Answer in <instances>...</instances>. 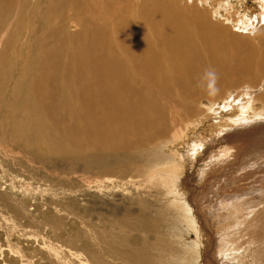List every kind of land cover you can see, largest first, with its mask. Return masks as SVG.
Segmentation results:
<instances>
[{
	"label": "bare ground",
	"instance_id": "obj_1",
	"mask_svg": "<svg viewBox=\"0 0 264 264\" xmlns=\"http://www.w3.org/2000/svg\"><path fill=\"white\" fill-rule=\"evenodd\" d=\"M7 1L9 2L5 0L6 3ZM118 1L104 4L103 1H97L98 7L96 1L94 3L91 0H51L50 5L44 8L38 7V3L35 6L27 3L28 10L26 2L19 1L14 10L15 23L14 18L8 19V22L4 15H1L0 32L6 24L8 25L4 29L13 26L10 33H3L0 37H7L0 42V133L7 134L11 145L22 146L27 150V145L44 147L48 154L62 158L78 155L86 170L98 169L102 173L119 170L128 173L131 170L130 160L142 152L139 148H153V151L149 150L150 154H158L161 144L159 136L166 134L170 128L167 114L171 105L165 103L167 99L164 102L161 100L159 90L165 97L173 100L178 97L184 111L190 112L192 101L207 94H219L218 90L208 92L202 89L205 84L211 82V78L204 75L207 70L215 72V80L219 85H223V88L246 79L261 78L262 74L259 73L264 70V41L261 39L263 35H260L262 37L259 39L263 41L261 45L258 41L256 49V44L252 47L251 53L255 54L253 51L256 50L257 55L263 54L258 65L259 71L253 74L250 71L253 67L251 54L247 59H243L239 55L240 52H235L230 47L235 40H239V35L234 36L228 29L222 30L200 11L191 13L194 9L179 6L177 2L176 9L171 8L172 2L168 4V8L166 3L160 0H127L125 3L121 0L123 7L120 8ZM63 2H68L74 9H78L74 12L71 10L69 15L66 12L70 19L75 20V24L66 23V14L56 11L64 8ZM1 5L0 7L3 6ZM42 8L45 11L40 14L39 10ZM3 10L1 11L4 14ZM92 10L96 11L97 15L91 14ZM22 13L32 16L27 25L21 22ZM53 13L59 14V19L56 16L58 21L53 18L55 15L51 17ZM9 15L7 17L11 18L12 13ZM173 84L180 88L179 92L175 91L177 88H174ZM200 89L202 94H197ZM226 106L229 108L231 104L225 105L224 109ZM174 116L172 118L176 119ZM235 137L227 138L228 141H233V145L229 143L221 150L220 156L213 161L211 167V172H220L227 162L232 161L235 155L238 156L233 168H228V182L233 181L237 173L244 175L246 169L252 167L254 170V166L264 165V147L259 148L262 150L260 152L255 146L242 144L244 137L241 140ZM132 150L134 151L130 152ZM259 157L263 159L257 163ZM153 158L156 162L170 163V160L164 159L162 155ZM249 160L256 163L241 168L240 164ZM176 167L174 166V169ZM135 171L139 172L138 168ZM222 176L223 174L215 181ZM203 177L200 172L201 182L205 180L204 186L196 193V198V194L191 195L195 202L192 203L194 212H191L190 216L187 206L183 205L180 215L181 209L176 207L171 214V226L175 227L174 219L182 221L183 224L186 222L187 227L192 226L194 213L197 221L204 223L206 214L204 209L201 213L198 212L196 203L201 208L206 202L208 205L214 203V209L219 206L215 198L219 193H223L220 192L222 188L216 187L214 182L208 185L209 178L207 180ZM232 184L230 183V186ZM215 187L220 189L219 192H213ZM203 193V197L196 200ZM229 200L231 199L221 202L222 205H230ZM152 212L156 214L162 223L161 228L164 229L169 219L168 211L158 207ZM255 216L264 224L260 211ZM16 226L18 228V225ZM19 229L26 231L21 226ZM29 234L35 243L41 242L45 247L51 244L39 233L36 235L31 231ZM200 245V242L195 240L192 246H181L175 239L171 240L162 235L160 244L153 245L144 255H140L139 247H134L133 243L130 245L131 250H127L129 246L124 247L125 264H181L184 254L181 249L187 252L184 257L193 263H199ZM255 245L259 247L260 244ZM5 247L13 254L21 253V258L26 260L25 264H36L37 257L30 259L18 245L8 241ZM64 248L58 246L61 252L60 264H71L70 261L74 260L75 264H99L95 254L88 256L89 259L85 254L78 257L72 248L67 250L74 257L65 259ZM205 253L208 255V251L205 250ZM257 255L259 256V253ZM96 257L103 259L98 255Z\"/></svg>",
	"mask_w": 264,
	"mask_h": 264
},
{
	"label": "rangeland",
	"instance_id": "obj_2",
	"mask_svg": "<svg viewBox=\"0 0 264 264\" xmlns=\"http://www.w3.org/2000/svg\"><path fill=\"white\" fill-rule=\"evenodd\" d=\"M12 1H7L9 4L5 0L0 1L3 2L0 3L3 5L0 9L6 8L3 10L4 14L0 10V17L4 15L3 17L7 20L14 18L15 23L14 10L19 1L26 2L28 10L27 3L31 6L38 3V7L44 8L50 5L51 0H16V2L13 1L14 3ZM91 1L94 3L103 1L104 4L115 0ZM126 1L122 0L123 3ZM160 1L166 3L168 8H170L168 4L172 2V9H176L177 2L179 6L196 10L191 13H197L198 10L203 16L206 15V18L219 25L222 30L228 29L234 36L239 35V40H235L230 47L233 51L240 52L239 55L243 59H247L251 54L254 61L251 58L253 67L250 66L252 68L250 71L253 74L259 71L258 65L263 54L257 55L256 50L253 54L251 51L253 44H256L254 48L257 47V42L262 37L260 35L264 37V11L254 18L253 14L264 10V0ZM118 2V6L123 7L121 0ZM70 5L67 2L64 8L61 7L56 11H63L64 14L67 12L69 15L72 11L78 10ZM96 5L98 6V3ZM102 6L105 7V5ZM43 8L39 10L40 14L44 13ZM6 13L8 15H5ZM10 13H12L11 18H8ZM27 14H21V22L26 25L32 18L29 13ZM91 14L97 15L93 10ZM54 15L55 13L51 14V17ZM56 16L59 19V14L53 17L58 21ZM66 16L64 20L66 23L75 24L74 19ZM4 27L0 37L3 33H10L13 28V26L8 29ZM16 33L19 35L18 32ZM263 37L261 39L264 41ZM3 38L6 40L7 37L3 36ZM3 38H0V42ZM263 41L260 40L258 44L261 45ZM225 73L224 71L223 74ZM259 74H262L261 78L246 79L229 87L226 85L224 88L217 80L214 84L211 82L205 84L202 89L208 92L218 90L219 97L210 94L199 97L197 102L192 101L191 113L184 111L178 97L173 100L168 96L165 97L159 90L158 94H161L159 97L162 98L160 99L163 102L167 99L165 103L171 105L168 109L169 113L167 112L170 130L159 136L161 144L158 149L164 159L170 160L169 164L156 162L153 157L159 158L161 155L157 152L158 154L152 156L150 151H153V148L147 147L143 150L139 148L142 152L132 157L129 162L131 170L128 173L119 170L102 173L98 169L86 170L83 163L79 161L78 155L62 158L59 155L48 154L44 147L27 145L28 150L22 146L14 147L8 142L7 134L0 133V264H25L26 262L21 258V253L13 254L5 247L8 241L23 249L24 254L30 259L37 257L36 264H60L61 252L58 246L65 247L63 253L66 256H64L65 259L74 257L67 250L72 248L78 257L85 254L89 259L95 254L99 264H125L124 247L129 246L127 250H131L130 245L133 243L134 247H139L140 255H144L153 245L160 244L162 235L171 240L175 239L179 245L185 247L192 246L195 240L200 242L199 263L191 262L186 257L187 252L181 249L186 255L184 257L182 254L181 264H264V224H261L260 218L255 216L260 211L264 219V165L254 166V170L252 167L248 168L243 172L244 175L237 173L234 180L228 182V168H233L238 157L235 155V160L227 162L220 172H211L213 161L220 156V151L229 143L233 145V141H228L230 137L236 136L238 140L244 137L242 144L248 143L255 146L260 152L262 150L259 148L264 147V143H260L264 141V134H261V132L264 133V70ZM141 79L144 80V78ZM173 85L177 88L175 84ZM202 89L196 93L202 94ZM175 91L179 92L180 88ZM229 104L231 106L229 108L226 106L227 108L224 109L225 105ZM172 107H174L173 110H171ZM173 116L176 119H173ZM256 129L257 132H255ZM261 158L263 159V157L257 158V163L262 160ZM253 163L256 162L249 160L240 165L242 168ZM168 166L173 167L168 168ZM174 166L177 167L174 169ZM137 168L139 172L135 171ZM149 172H151L150 175ZM200 172L204 175V179L209 178L208 185L214 182L216 187L222 188L221 190L216 187L213 189V192H219V190L223 192L215 198L219 206L214 209V203L208 205L206 202L201 208L196 203L198 212L201 213L204 209L207 216H205V225L197 221L194 213L192 226L187 227L186 222L183 224L178 219H174L175 227L171 226L173 222L171 214L176 207L181 209L180 215L183 205L187 206L190 216L191 212H194L192 208L194 198L192 199L191 195L199 192L205 181L201 182ZM222 174L221 179L215 181ZM230 183H233L232 186ZM233 190L236 193H233ZM203 192H205L204 189ZM203 195L204 193L196 200H200ZM196 196L197 194L195 198ZM228 197L231 199L230 205H222L223 201L229 199ZM260 203H262L261 206ZM158 207H163L169 213L164 229L161 228L162 223L156 214L152 212ZM20 226L26 231H21ZM28 231L36 235L39 233L51 244L45 247L41 242L35 243L34 238L29 237ZM255 244L260 245L258 247ZM205 250L208 251V255ZM255 251L259 253V256ZM96 255L103 259L99 260ZM70 263L75 264V260Z\"/></svg>",
	"mask_w": 264,
	"mask_h": 264
},
{
	"label": "clouds",
	"instance_id": "obj_3",
	"mask_svg": "<svg viewBox=\"0 0 264 264\" xmlns=\"http://www.w3.org/2000/svg\"><path fill=\"white\" fill-rule=\"evenodd\" d=\"M204 75H205V77H207V78H211V83L214 84L215 79H216V74H215L214 71H212V70H207V71L205 72Z\"/></svg>",
	"mask_w": 264,
	"mask_h": 264
},
{
	"label": "crops",
	"instance_id": "obj_4",
	"mask_svg": "<svg viewBox=\"0 0 264 264\" xmlns=\"http://www.w3.org/2000/svg\"><path fill=\"white\" fill-rule=\"evenodd\" d=\"M255 1H257V0H255ZM263 11H264V10H260L257 14H253V18H254L255 16H257V15H260ZM249 19H250V18H249Z\"/></svg>",
	"mask_w": 264,
	"mask_h": 264
}]
</instances>
